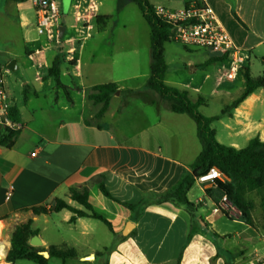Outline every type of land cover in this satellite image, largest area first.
Segmentation results:
<instances>
[{"label":"crops","instance_id":"crops-1","mask_svg":"<svg viewBox=\"0 0 264 264\" xmlns=\"http://www.w3.org/2000/svg\"><path fill=\"white\" fill-rule=\"evenodd\" d=\"M79 1L58 0L59 27H64V34L57 43L38 34L32 0H0V61L7 67L15 62L16 68H9L6 80L10 105L18 107L22 124L15 145L11 149L0 147V264H36L6 260L15 228L28 221L38 231L40 247L45 251L51 246L74 248L80 264L103 261L104 256L107 264H177L180 255L181 264H239L264 254V240L248 239L250 232L243 231L240 240H234L229 233L215 231L221 213L234 222L242 217L233 206L226 213L214 212L217 202L221 203L214 186H201L203 193L195 203L190 197L195 183L187 193L195 205L190 211L173 201L159 202V194L174 188L191 172L202 150L196 124L187 114L170 111L163 99L148 89L151 32L137 4L97 0L98 10L84 13L78 21L74 10ZM89 2L81 3L82 11L89 8ZM150 2L155 7H169L175 0H164V6ZM133 3L149 27L148 37L146 30L143 33V45L135 41L141 36L138 29L142 23ZM192 3L212 8L235 45L264 62V0H179V8ZM99 16L107 17L103 29L97 22ZM170 43L165 45V83L187 92L193 102L202 98L199 109L203 113L208 97L223 98L234 89L240 95L244 90L245 81L238 87L237 79L223 87L221 76L228 58L210 63L222 56L210 51L196 60L191 48L173 49ZM57 55L65 59L61 80L69 87L70 98L47 76ZM248 66L251 70V62ZM11 72L18 74L20 96L8 83ZM107 83H117L119 94L96 119L100 105L90 101L87 93ZM75 85L82 90H75ZM25 87L29 90L26 100ZM42 100L50 103L40 104ZM224 119L228 120L223 123ZM216 122L227 134L230 146L243 148L255 136L264 141V88ZM99 175L104 176L115 199L135 205L128 208L105 197L98 184L90 185L89 202L111 223L112 231L93 218L70 223L73 214L68 210L33 212V207L53 209L59 198L80 208L69 199V189ZM244 224L248 231L253 227ZM224 251H231L232 256ZM68 260L51 258L49 264H69Z\"/></svg>","mask_w":264,"mask_h":264},{"label":"trees","instance_id":"trees-1","mask_svg":"<svg viewBox=\"0 0 264 264\" xmlns=\"http://www.w3.org/2000/svg\"><path fill=\"white\" fill-rule=\"evenodd\" d=\"M13 1L25 2L28 0ZM131 1L139 7L151 32V67L147 83L148 89L157 93L170 111L177 114H187L195 122L197 136L202 145L200 154L191 166V172L185 173L174 188L159 194V202L173 201L184 205L189 211L192 210L195 205L188 200L187 193L192 189L201 175L207 173L210 168L216 167L227 179L225 181L217 180L214 187L221 198L226 196L230 204L241 213L242 220L248 226H253L252 211L254 209V203L246 195L264 190V141L259 136H255L249 140L245 147L240 149L234 146L224 145L217 139V131L213 127V123L218 121L221 116L231 115L251 94L264 88V72L262 75L253 76L249 66L244 67L241 71L245 81V87L242 93L223 109L221 115L214 117L205 116L199 109L203 103L202 98L197 102H193L187 92L180 91L165 83V76L168 69L165 60V45L166 43L173 42L172 25L156 13V7L150 0ZM106 19L107 17H97L100 29L104 28V20ZM185 48L187 49V47ZM227 58L228 55L223 54L221 57L212 58L210 63L226 61ZM64 63V57L57 55L48 69L47 76L53 78L56 87L61 89L70 98L69 87L64 85L61 80ZM74 89L77 91L82 90L77 85H75ZM118 91L119 85L117 83L96 85L88 91V99L94 104L100 105V109L95 116L96 119H100L105 114L109 108L111 99ZM28 94L29 90L25 87L23 91L24 100L27 99ZM10 117L14 122H20V114L17 106L10 108ZM19 132L10 128H0V147L11 149L15 145ZM91 184H98L100 191L105 197L123 204L128 208L135 207V205L121 203L115 199L104 183V176L99 175L85 185L71 187L69 189V199L78 204L80 208L71 205L66 199L59 198L55 200L53 209L51 210L45 206L33 207L32 210L35 214H47L49 211L60 212L62 210H68L73 214L70 223L76 222L78 218H93L102 221L112 231L111 223L102 214L97 212L89 202V187ZM206 193L210 195L211 191L207 190ZM217 206H220L218 202ZM261 206L264 216V198ZM221 211L226 213L225 208L222 206ZM36 234H38V231L32 228V221L18 225L12 234L11 247L6 253V260L10 263L17 260H30L36 264H49L51 258H59L65 261L78 257L76 249L66 246H51L47 249L49 257L43 256L40 252L44 248L35 247L30 244V239ZM214 235L217 236L216 233ZM224 253L228 255L232 254L231 251H224ZM98 254L103 255V253ZM181 260L182 255L178 258L177 264H181ZM226 264H229L228 261H226Z\"/></svg>","mask_w":264,"mask_h":264},{"label":"built area","instance_id":"built-area-1","mask_svg":"<svg viewBox=\"0 0 264 264\" xmlns=\"http://www.w3.org/2000/svg\"><path fill=\"white\" fill-rule=\"evenodd\" d=\"M36 14V28L39 35H45L61 43L59 36L60 7L58 0H32ZM80 0L75 5L74 15L80 21L87 12L98 10L97 0H90L89 8L82 11ZM87 2V1H85ZM156 13L172 25L173 42L182 44L188 48H203L215 53L228 55V67L222 73L221 79L233 82L237 79L242 69L249 65L252 54L248 49L235 45L233 39L219 22L212 8L202 3H192L183 8L156 7ZM9 67L0 61V126L20 131L22 124L14 122L10 117V100L7 88V75ZM33 156L35 153L32 154ZM227 178L218 168L212 167L207 173L201 175L197 182L204 187L215 186L217 180L225 181ZM221 206L232 207L226 196L221 198L220 206L214 208L215 213L221 212ZM264 254L255 255L254 258L244 264H262Z\"/></svg>","mask_w":264,"mask_h":264},{"label":"rangeland","instance_id":"rangeland-1","mask_svg":"<svg viewBox=\"0 0 264 264\" xmlns=\"http://www.w3.org/2000/svg\"><path fill=\"white\" fill-rule=\"evenodd\" d=\"M153 2H156L157 4H165L164 0H153ZM115 3V2H114ZM134 10L136 11V13L139 16V19L142 23L141 27L138 29L139 33L141 34L140 37H137V40H135L136 42L140 43L141 45H143V33L146 30V36L148 37V33H149V27L146 24L145 20L142 18L138 7L136 6V4H132ZM115 6V4H114ZM169 7H165V8H179L181 5L179 4V0H175V3H168ZM134 20V18H132ZM70 33V29L67 30L66 35H68ZM171 46L169 47H173V49H182L184 50V46L182 44L176 43V42H171L170 43ZM192 50H189L192 55L194 56V58L196 60H200L202 59L203 55H205V53H209L210 50L208 49H203V48H191ZM188 51V50H187ZM175 56V55H174ZM251 62V71L253 73L254 76H258L261 75L264 72V62L262 60L261 57H255V55L252 54V60ZM224 67V65H223ZM227 68V67H226ZM225 68V69H226ZM224 70V69H223ZM11 76H8V83L11 84L15 87L16 89V96H20V91H19V81H18V74L17 72H11ZM229 83V81H224L223 80V87L227 86V84ZM236 85L239 87L241 85H244V77L242 74H240L237 78V82ZM59 92H62L61 89H59ZM240 91H237V89H234V92L230 95H223V98H220L219 96H213V97H208L209 99V103H208V108H206V110L204 111V113L202 112V110L200 109L201 113L203 114H211V115H220L222 110L227 106V104H229L232 99H234L236 96L239 95ZM65 96V95H64ZM66 97V96H65ZM50 103V100L47 101H41L40 104H47ZM206 116V115H205ZM228 119H224V121H227ZM214 127L217 128L218 130V140L224 144V145H230V140H228L227 138V134H225V132L221 131V124L216 122L214 123ZM199 143V142H198ZM200 145V144H199ZM198 183V182H197ZM201 186L203 187V185L201 184H197L194 189L192 190L190 197L191 199L197 203V200L200 198L201 194L203 193L201 191ZM246 197L250 200L253 201L254 203V209L252 211V216H253V222L254 225L252 227V229H250L249 231L247 230V227L245 226L244 222L242 220H240L239 218H236L235 222L226 219L222 213L219 216L220 220L215 221V231L219 232L220 234L223 233H229L231 234L234 240H240V234L243 231L246 232H250L249 236H247L248 239H253L254 240H264V216H263V209L261 206V202L264 198V190L258 191V192H252V193H248L246 195ZM236 211H238L235 208ZM234 211V212H236ZM222 212V211H221ZM230 212V210L228 211ZM241 217V214H240ZM99 223L100 227H104V225L101 222H97ZM212 234V236L215 237L214 232H210ZM246 239V237H245ZM105 256L103 261L101 259H98L96 262L92 263V264H106V260H105ZM59 261V260H58ZM69 264H80L77 258H73V259H69L68 260ZM244 262L246 261H242L240 260L239 264H244Z\"/></svg>","mask_w":264,"mask_h":264},{"label":"water","instance_id":"water-1","mask_svg":"<svg viewBox=\"0 0 264 264\" xmlns=\"http://www.w3.org/2000/svg\"><path fill=\"white\" fill-rule=\"evenodd\" d=\"M63 34H64V27H61V28H60V32H59V36L62 37ZM12 64H14V66H13V65H10L9 68L12 69V70H15V68H16V67H15V62L12 63ZM116 94H119V92H117ZM0 128H1V126H0ZM129 232H130V229H128V231L126 232V235L129 234ZM30 244H31L32 246H35V247H40V246H42V241H41V239L39 238L38 235H34V236L30 239ZM40 254H42V255L45 256V257H49V252H48V251L42 250V251L40 252Z\"/></svg>","mask_w":264,"mask_h":264}]
</instances>
